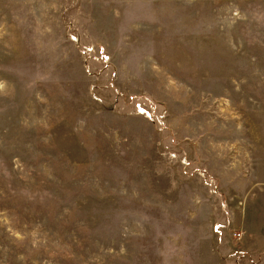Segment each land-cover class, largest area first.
<instances>
[{
    "label": "rangeland",
    "instance_id": "1",
    "mask_svg": "<svg viewBox=\"0 0 264 264\" xmlns=\"http://www.w3.org/2000/svg\"><path fill=\"white\" fill-rule=\"evenodd\" d=\"M258 162L264 0H0V264H264Z\"/></svg>",
    "mask_w": 264,
    "mask_h": 264
},
{
    "label": "crops",
    "instance_id": "2",
    "mask_svg": "<svg viewBox=\"0 0 264 264\" xmlns=\"http://www.w3.org/2000/svg\"><path fill=\"white\" fill-rule=\"evenodd\" d=\"M259 163L254 168L250 184L246 186L248 195L244 197L243 204L245 208H250V213L245 210V213L250 215V237L257 235L258 228L264 226V168ZM244 225L247 227V221Z\"/></svg>",
    "mask_w": 264,
    "mask_h": 264
},
{
    "label": "built area",
    "instance_id": "3",
    "mask_svg": "<svg viewBox=\"0 0 264 264\" xmlns=\"http://www.w3.org/2000/svg\"><path fill=\"white\" fill-rule=\"evenodd\" d=\"M235 237L239 236L240 235V232H233L232 233Z\"/></svg>",
    "mask_w": 264,
    "mask_h": 264
}]
</instances>
